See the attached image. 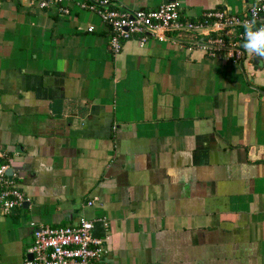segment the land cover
Returning <instances> with one entry per match:
<instances>
[{
  "label": "crops",
  "instance_id": "obj_1",
  "mask_svg": "<svg viewBox=\"0 0 264 264\" xmlns=\"http://www.w3.org/2000/svg\"><path fill=\"white\" fill-rule=\"evenodd\" d=\"M75 1L0 0V151L26 198L0 212V264L29 259L32 222L82 216L109 237L99 264H264V58L212 59L184 30L113 54ZM171 1L195 21L256 0L108 6Z\"/></svg>",
  "mask_w": 264,
  "mask_h": 264
},
{
  "label": "built area",
  "instance_id": "obj_2",
  "mask_svg": "<svg viewBox=\"0 0 264 264\" xmlns=\"http://www.w3.org/2000/svg\"><path fill=\"white\" fill-rule=\"evenodd\" d=\"M65 0H37L40 8L56 6L60 15H68ZM109 0L75 1L82 10L95 13L109 29V48L113 54L121 52L124 44L136 40L144 46L150 36L159 40L166 39L170 30H184L197 35L195 48L212 59H224L231 63L243 62L254 55L244 47V23L255 18L257 25L264 24V0H256L240 14L216 9L205 11L198 20L181 18L177 2L162 4L156 9L118 10L108 6ZM93 26L87 28L88 32ZM191 48L188 49L191 50ZM115 129V127H113ZM9 157L0 151V212L9 214L21 207L26 198L16 182L8 174ZM96 199L88 205L96 203ZM79 217L74 224L66 226H37L31 223L33 243L29 249L31 258L24 264H99L108 254L109 237H97L93 234L94 223Z\"/></svg>",
  "mask_w": 264,
  "mask_h": 264
},
{
  "label": "clouds",
  "instance_id": "obj_3",
  "mask_svg": "<svg viewBox=\"0 0 264 264\" xmlns=\"http://www.w3.org/2000/svg\"><path fill=\"white\" fill-rule=\"evenodd\" d=\"M244 49L256 56L264 58V24L257 25L255 18L244 23Z\"/></svg>",
  "mask_w": 264,
  "mask_h": 264
},
{
  "label": "water",
  "instance_id": "obj_4",
  "mask_svg": "<svg viewBox=\"0 0 264 264\" xmlns=\"http://www.w3.org/2000/svg\"><path fill=\"white\" fill-rule=\"evenodd\" d=\"M260 60L259 58H255V62ZM8 174H11L12 173V170L9 169L7 171ZM26 205V203H25ZM93 234L97 237H104L105 236V232H104V226H103V223L101 221H97L94 223V230H93ZM29 258H31V255H29Z\"/></svg>",
  "mask_w": 264,
  "mask_h": 264
}]
</instances>
